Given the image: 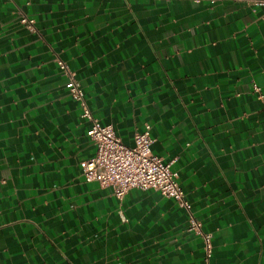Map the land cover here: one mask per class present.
<instances>
[{"label": "crops", "instance_id": "crops-1", "mask_svg": "<svg viewBox=\"0 0 264 264\" xmlns=\"http://www.w3.org/2000/svg\"><path fill=\"white\" fill-rule=\"evenodd\" d=\"M59 57L125 143L149 125L191 211L85 178ZM0 264H264V5L0 0Z\"/></svg>", "mask_w": 264, "mask_h": 264}, {"label": "built area", "instance_id": "built-area-1", "mask_svg": "<svg viewBox=\"0 0 264 264\" xmlns=\"http://www.w3.org/2000/svg\"><path fill=\"white\" fill-rule=\"evenodd\" d=\"M257 2L264 5V0ZM21 20L33 26V18L24 15ZM58 63L67 76L66 86L70 94L79 103L81 115L90 122L87 133L96 145L95 154L81 160L85 178L97 180L102 185H111L118 197H122L131 187L155 188L165 196L175 198L191 211L192 205L185 196L184 188L178 179V171L152 150L153 136L149 125L145 130L135 133L133 144L125 143L112 123H102L94 115L82 83L67 61L59 57ZM254 86L262 97L261 86L257 83H254ZM191 228L203 236L206 256L209 257L212 253L211 233L204 232L201 222L194 218Z\"/></svg>", "mask_w": 264, "mask_h": 264}]
</instances>
